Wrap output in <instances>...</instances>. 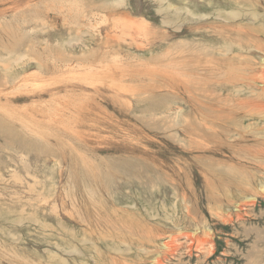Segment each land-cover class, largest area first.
Wrapping results in <instances>:
<instances>
[{
  "label": "rangeland",
  "instance_id": "374dc122",
  "mask_svg": "<svg viewBox=\"0 0 264 264\" xmlns=\"http://www.w3.org/2000/svg\"><path fill=\"white\" fill-rule=\"evenodd\" d=\"M101 1L0 0V264H264V0Z\"/></svg>",
  "mask_w": 264,
  "mask_h": 264
},
{
  "label": "bare ground",
  "instance_id": "6f19581e",
  "mask_svg": "<svg viewBox=\"0 0 264 264\" xmlns=\"http://www.w3.org/2000/svg\"><path fill=\"white\" fill-rule=\"evenodd\" d=\"M158 1H163V0H158ZM126 2V0H112V1H106V5H103L102 1H101V6L102 7H120L121 5H124ZM174 6V5H173ZM170 3H167L164 5V7L160 8L161 11L165 12V16H164V22L165 24H171L173 23V21L175 20V17L177 15V13H174L172 11V8H174ZM245 7V6H244ZM176 8V7H175ZM174 8V9H175ZM157 9V8H156ZM176 10V9H175ZM225 11V10H224ZM232 11V10H231ZM234 11V10H233ZM186 12V11H185ZM218 12V11H217ZM238 12V10H237ZM125 14L126 12H119L120 15H117L119 17H121V14ZM191 13V12H190ZM90 14H95V13H90ZM231 14H236L235 12H231ZM96 16V15H95ZM179 16V15H178ZM203 16V15H202ZM127 18V17H125ZM231 18V17H230ZM104 20V15H100L99 16V20ZM119 21V20H118ZM176 23V22H175ZM88 24V23H87ZM115 26V23L113 24ZM112 25V26H113ZM179 26V24H178ZM124 27V26H123ZM126 27V26H125ZM116 28V26H115ZM121 28V26H120ZM118 29V28H117ZM114 31L112 30L111 33H113ZM119 33H121L120 31H118ZM117 33V31H116ZM112 35V34H111ZM129 35V34H128ZM117 38H119V36H117ZM121 38V37H120ZM130 38V37H129ZM132 40V39H131ZM125 42V41H124ZM130 42V40H129ZM134 42V41H133ZM136 42V40H135ZM64 43V42H63ZM141 43V42H139ZM62 44V43H61ZM137 44V43H136ZM62 46V45H61ZM228 49V48H227ZM166 51V50H165ZM163 54V53H161ZM111 55V54H110ZM170 54H167V56ZM159 56V55H158ZM164 56V55H163ZM179 59V58H178ZM182 59V58H180ZM12 60V59H10ZM17 60H14V62H16ZM97 60H93V62H95ZM264 61V59L262 60ZM78 62V66H83L82 68H84L87 71H91L94 70V68L96 67L95 63L91 62V63H84L83 61H77ZM141 63V62H140ZM103 61L102 60H98V65H102ZM149 65V64H148ZM203 64H199V62L197 63H190L188 61H184L182 60L177 61V59H174V61H172L171 64V70H172V75H171V88L178 90L180 92H182V94H187L188 95V101L190 102V104L194 107L199 108H203L204 107V103L202 101L206 100H210V98L207 96V94L204 91H196V88H198V86H196L197 84H199L200 82H202V75H204L206 73V68H203L202 66ZM162 66V65H161ZM91 74V73H90ZM89 75V74H88ZM212 75V74H211ZM12 77V80L10 81V84H13L16 77L15 75H10ZM150 76V75H149ZM22 81H19L21 83H25L24 78L22 79ZM29 81V80H28ZM9 82V79L6 80V83ZM18 82V81H17ZM4 84V83H3ZM24 85V84H23ZM22 85V86H23ZM25 86V85H24ZM16 87V86H15ZM199 97V98H198ZM202 100V101H201ZM74 101V100H73ZM196 136V135H195ZM197 138V137H195ZM191 140V139H190ZM110 175V174H109ZM109 175L106 174V183L109 180ZM251 199V198H250ZM99 203V202H98ZM50 208V207H49ZM57 208V207H56ZM147 212V211H146ZM32 213V212H31ZM165 213V212H164ZM107 214V213H106ZM168 216V215H167ZM166 216V217H167ZM36 217V216H35ZM164 218V217H163ZM82 222V221H81ZM112 222V221H111ZM40 223V221H39ZM48 224V223H47ZM43 225V224H42ZM100 226V225H99ZM97 227V226H96ZM67 231V230H66ZM185 234V233H184ZM170 235V234H169ZM190 235V234H189ZM188 234L183 235L184 240L186 239H192ZM108 236V235H107ZM112 236V235H111ZM179 236V235H178ZM113 237V236H112ZM193 237V234H192ZM176 240L177 237L174 236L173 234H171L170 236H167L162 242L161 245L163 246V248H165L166 250L172 249L173 247L176 246ZM207 240V239H206ZM179 241V240H178ZM204 242V241H203ZM202 242V243H203ZM191 243V242H190ZM199 243V242H198ZM188 244V243H187ZM62 248V247H61ZM74 248V247H73ZM76 251V250H75ZM80 254V253H79ZM50 257V256H49ZM60 259V258H59ZM63 260V258H62ZM61 260V264H63ZM80 260V259H79ZM59 263V262H58ZM60 264V263H59ZM98 264V263H97Z\"/></svg>",
  "mask_w": 264,
  "mask_h": 264
}]
</instances>
